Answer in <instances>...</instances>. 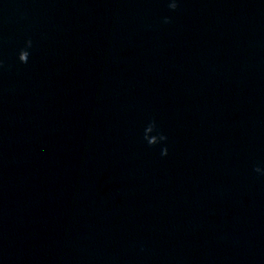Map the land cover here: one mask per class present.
Returning <instances> with one entry per match:
<instances>
[{"label":"clouds","instance_id":"9594fccd","mask_svg":"<svg viewBox=\"0 0 264 264\" xmlns=\"http://www.w3.org/2000/svg\"><path fill=\"white\" fill-rule=\"evenodd\" d=\"M178 5H179V0H171V2L169 3L168 6L171 10L175 11L178 8ZM164 22L169 23L170 20L168 18H165ZM32 44H33L32 40L28 39L25 41V46L19 50L18 60L20 63H22V64L28 63L29 56H30L29 49L32 47ZM3 67H4V61L2 58H0V69H3ZM154 132L156 134H153ZM143 139L147 142V144L150 147H153V146H156L157 144H159L161 142L167 141L168 138L166 135L159 132V130L157 128V124L153 120V121L149 122V124L146 126V128L144 130ZM167 154H168L167 147L162 148L161 155L166 156ZM254 171L257 173L264 174V170H262L260 167H256L254 169Z\"/></svg>","mask_w":264,"mask_h":264}]
</instances>
